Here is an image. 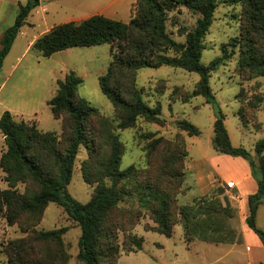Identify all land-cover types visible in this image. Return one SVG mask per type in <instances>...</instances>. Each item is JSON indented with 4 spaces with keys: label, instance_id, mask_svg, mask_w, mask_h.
Instances as JSON below:
<instances>
[{
    "label": "rangeland",
    "instance_id": "obj_1",
    "mask_svg": "<svg viewBox=\"0 0 264 264\" xmlns=\"http://www.w3.org/2000/svg\"><path fill=\"white\" fill-rule=\"evenodd\" d=\"M11 1L18 3L5 9L2 19L14 21L19 3L24 4L27 0ZM42 1L28 15L22 31L33 35L56 24L80 21L96 13L129 22L139 0H46L43 4ZM199 15L183 5L170 11L166 21L169 35L185 42ZM246 32H250L263 48L260 35L249 27L244 4L235 0H219L213 22L203 39L201 55V61L206 65L217 57L223 59L211 71L209 80L214 102H208L204 95L192 94L200 79L198 72L170 65L139 69L114 66L110 82L121 90L126 99H132L134 90L139 89L148 105H161V120L138 115L129 125L124 123L125 111L115 106L102 92L99 75L107 72L115 55H119L122 44L130 37L92 46H74L52 60L42 58L43 77L53 64L58 68L55 69L58 76L61 71H76L83 78L78 95L99 109L86 122L88 144L79 147L68 191L77 200L87 202L101 182L113 185L108 170L115 136L122 142L119 169H127L130 165L135 168L133 176L117 183L118 187L131 192L107 213L103 221L101 241L111 242L117 247L119 258L115 264H247L252 258L263 260L257 244L248 235L250 231L257 237L246 223L248 197L235 181H227L229 177L241 179L242 169L236 166L234 159L247 163L255 178L253 169L247 159L218 152L212 143L213 123L220 110L225 115L233 145L245 147L251 152L255 165L258 164L255 145L264 138V75L248 66L244 58L242 61L247 48L243 37ZM30 53L36 55L33 51ZM15 76L9 80L3 93L10 85L18 84ZM33 77L34 73L20 77L22 90L20 87L18 95H14L15 102L26 100L37 88ZM50 86L48 98L55 95L58 87L57 84ZM188 94L192 96L187 98ZM35 106L37 114L12 113L17 120L35 121L38 128L56 132L60 141L58 147L63 151L72 135L71 116L63 111L58 118L54 117L47 100L40 106L37 101ZM180 119L191 121L201 133L188 135L177 125ZM5 149L6 146L0 153ZM216 157L227 174L223 177L216 172L213 174L207 164ZM148 183L168 194L166 208L159 200L143 196V190L139 188ZM0 186L9 187L1 168ZM16 188L20 192L28 188L37 190V183L25 178L18 181ZM214 195H219L224 203L226 198L231 203L229 223L240 236L235 244L203 240L197 235L190 237L187 232L191 227L199 231V226L191 221L185 223L180 214L181 207L200 197ZM163 210L167 221L172 224L171 236L158 230V215ZM257 224L264 230V198L259 205ZM50 230L57 232L50 237L42 235ZM80 235L78 222L55 202L48 203L42 211L21 212L13 224L8 223L5 211H1L0 264H84L78 257ZM102 263L111 264L104 256Z\"/></svg>",
    "mask_w": 264,
    "mask_h": 264
},
{
    "label": "trees",
    "instance_id": "obj_2",
    "mask_svg": "<svg viewBox=\"0 0 264 264\" xmlns=\"http://www.w3.org/2000/svg\"><path fill=\"white\" fill-rule=\"evenodd\" d=\"M235 1L244 4L249 27L252 32L259 34L263 41L262 48L250 32L244 33L247 48L242 54V61L244 58L248 66L259 75H264V0ZM39 2L40 0H27L25 4L19 3L14 22L5 28L0 37V69L21 27ZM218 2L219 0H139L129 22L96 13L80 21L59 23L35 39L31 49L47 57L56 51L74 46H92L123 41L130 37L129 41L122 44L119 55H115L107 72L99 75L100 88L115 106L125 111L126 125L134 122L138 115H145L151 120H161L160 104L148 105L139 89L134 90L132 99H126L121 90L111 84L113 67L139 69L144 66L157 68L170 65L198 72L200 79L192 94L204 95L208 102H214L215 97L209 80L211 71L217 68L223 59L221 56L217 57L206 65L202 63L201 55L204 48L203 39L213 22ZM181 5L200 14L185 42L172 38L166 27L169 12ZM82 81L83 78L76 71H68L64 79H58L57 92L47 101L54 117L58 118L59 114L65 111L72 118V135L63 151L58 147L60 141L56 132L38 128L35 121L17 120L8 109L0 116V130L6 145L0 156V168L5 172V179L9 184L8 188L0 186V212L5 211L8 223L13 224L21 212L42 211L48 203L55 202L62 206L81 228L78 257L84 264H103V256L109 258L111 264H115L119 258L117 247L111 242L106 244L101 241L103 221L107 213L131 192L124 187H118L117 183L133 176L135 168L130 165L127 169H119L122 142L115 136L108 170L113 185L101 182L87 202L77 200L68 191L67 185L72 179L79 147L88 144L86 122L99 112L86 98L78 95ZM192 94L186 97L189 98ZM177 125L190 136L201 133L200 128L187 119H180ZM213 131L212 143L216 151L241 156L249 161L253 169L257 190L248 196L249 213L246 223L264 245V230L257 224L259 205L264 198V138L255 145L258 156V164L255 165L250 151L243 146L233 145L225 124V115L220 110L214 120ZM25 178L37 183V190L28 188L25 192H20L16 188L17 183ZM139 189L143 190V196L159 200L163 208L169 203L168 194L151 183L141 185ZM222 200L219 195L200 197L192 204L181 207L180 214L185 223L191 221L199 226V231L194 227L186 230L190 237L197 235L203 240L216 243L236 241V230L229 223L232 216L231 203L227 198L225 203ZM158 223L161 233L172 235V224L167 221L164 210L158 215ZM56 232L45 231L42 235L50 237ZM138 244L140 249L141 243Z\"/></svg>",
    "mask_w": 264,
    "mask_h": 264
},
{
    "label": "crops",
    "instance_id": "obj_3",
    "mask_svg": "<svg viewBox=\"0 0 264 264\" xmlns=\"http://www.w3.org/2000/svg\"><path fill=\"white\" fill-rule=\"evenodd\" d=\"M26 2H24V4ZM46 2H47L46 0H43L42 4ZM17 3L18 1H16V3H13V1L11 0H0V37L3 31L5 30V28H7L9 25H11L14 22V21H10L9 18L6 20L2 19V13L4 12L5 9L7 10L8 7H11L13 4L17 5ZM22 27L18 35L16 36L9 53L6 55L3 61L2 67L0 69V116L6 109L10 110L13 113L14 111H17L23 114L33 115L35 111L37 110V107L35 106L37 101L40 106L43 103V101L45 100L48 101L51 98V97L48 98V92L51 88L50 84L58 85L57 83L58 79H64L66 75V72H62V71L59 76L56 75L55 69H58V68H55L56 66L55 64H53L49 66L50 68L48 69V71H46L45 77H43L41 73L42 62H43L42 58L46 56L39 55L36 51L31 49V46L33 42L35 41V39H37L41 34L49 30L50 27L47 28V30H44V32L33 34V35L28 34L26 30L22 31ZM24 40H26L25 43H23ZM70 48H67V49L69 50ZM67 49L54 52L52 55L47 56L46 60H52V58H55V56L57 55H60V56L61 54L63 55V53ZM31 51L35 52L36 55L30 53ZM17 72L18 74L16 75ZM29 73H34L33 82H34L35 87L37 88L34 90V92L30 93V95L27 96L28 98L26 100H23L22 102H18V101L15 102L14 95H18L17 91L20 90V87L22 90V86L20 84V77L22 75H25V74L27 75ZM14 76H15V83L17 81L18 84L10 85L7 89V92L5 91L3 93L4 89L8 86L7 84L9 80H11L12 77ZM5 146L6 145L4 141V135L0 130V151H2V149ZM218 160L219 158L216 157L214 158V160L212 159L209 162H207V164L209 168L211 169V172H213V174L216 172L220 177H223L224 175H227V174L224 173L225 169L222 166H220ZM234 160H235L236 166L238 165V167L242 169V175L240 177L241 179L236 178L234 180L231 177H229L227 178V181L228 180L235 181L237 183V186H239V188L241 189V192L245 194V197H248L249 194L254 193L257 190V181L252 176V173L249 169L250 166L247 163H243L242 161H237V159H234ZM248 229H251V228L248 226ZM245 230H247L246 227H245ZM248 233H249L248 234L249 237H251L252 240H254V242L257 244L256 246H258V252L262 253L264 257V245L262 241L260 240V238L258 239L259 236L255 232L254 233L257 235V237L253 235L250 231H248ZM243 238H244V234H243ZM239 239H240L239 234L238 235L236 234V241H238ZM236 241L227 242V243L235 244ZM248 248H250V246H248ZM260 262L264 264V258L263 260H261L260 258H252L251 260H248L247 264H259Z\"/></svg>",
    "mask_w": 264,
    "mask_h": 264
},
{
    "label": "bare ground",
    "instance_id": "obj_4",
    "mask_svg": "<svg viewBox=\"0 0 264 264\" xmlns=\"http://www.w3.org/2000/svg\"><path fill=\"white\" fill-rule=\"evenodd\" d=\"M24 82H25V81H24ZM27 82H28V81H27ZM20 84H22V83H20ZM25 84H26V83H25ZM25 84H24V86H29V85H30V84H29V85H25ZM32 85H33V84H32ZM31 87H32V86H31ZM27 90H28V89H27ZM19 102H20V101H19Z\"/></svg>",
    "mask_w": 264,
    "mask_h": 264
},
{
    "label": "built area",
    "instance_id": "obj_5",
    "mask_svg": "<svg viewBox=\"0 0 264 264\" xmlns=\"http://www.w3.org/2000/svg\"><path fill=\"white\" fill-rule=\"evenodd\" d=\"M229 184H231V185H232V183H229Z\"/></svg>",
    "mask_w": 264,
    "mask_h": 264
}]
</instances>
